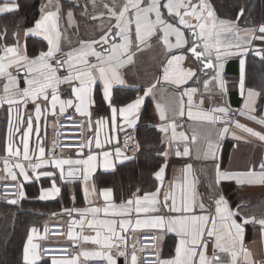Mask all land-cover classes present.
Segmentation results:
<instances>
[{
  "label": "crops",
  "instance_id": "1",
  "mask_svg": "<svg viewBox=\"0 0 264 264\" xmlns=\"http://www.w3.org/2000/svg\"><path fill=\"white\" fill-rule=\"evenodd\" d=\"M63 1L74 4V6L82 5L85 14H81L79 18L75 17L72 10L62 12L60 0H46L40 7V11L45 7H49V10L43 16L39 14L36 23L38 21L43 22L50 35L54 38L57 35L59 36L60 51L57 53L58 56L67 60V54L71 53L73 62L78 64V53L81 50H87V47L84 46L86 45L83 42L84 40L79 39L80 32L77 31V28L79 26H87L84 22H89L90 20L101 21L105 22L102 23V32L105 35L116 22L114 18H111L108 8H113L118 13L125 0ZM192 2L198 3L199 0H192ZM205 2L210 4L209 0H205ZM4 4L12 6L13 11L0 13V17L17 10V4L15 3L0 1V6ZM105 5L108 7L106 8ZM69 12H71V16H69ZM93 12L95 14L90 18L89 13ZM50 13H55V15L45 21L44 17L49 16ZM164 15L169 22L173 21L172 17L167 16V10H164ZM215 17L219 28V21L223 19H220L216 14ZM152 18L154 19V16ZM36 23L30 28L18 30L14 36V43L4 46L3 49L18 45L19 50L22 53L26 51L30 58L38 56L41 51H47L48 42L43 36H32L30 34L27 37L25 36V32L29 29H34ZM64 23L67 24L70 30L66 31V42H68L69 35H73L77 39V45L68 50H63L62 35L58 30ZM230 26L232 31L222 30L220 32L221 50L236 53L224 56L219 61L223 65L219 69V80L222 82L223 88H221L220 83L216 79L217 69L214 68L212 74H200L197 63L187 54L186 49L189 47V38L193 37L189 29H183L184 38L188 43L184 48H174L172 53L168 52L163 42L162 32H157L156 35L150 37L144 44L140 45L139 49L133 43L129 47L128 53L122 57V59L126 60L127 55L131 54L132 59L130 62L124 63L119 69L125 84L114 86L112 105L117 108L124 107L134 102L138 97H143L144 102L140 109L135 116L130 117V119L135 120V123L129 126L117 115L118 126L115 129L112 127L111 108L108 102L104 100L102 85L97 83V85L93 86V102L87 106L86 115L78 113L74 106L65 107L64 112L74 113L78 118L84 119L86 124L84 150L77 153H67L68 157L66 158L52 160L46 158L48 151L55 144V123L53 117L55 114L61 113L59 103L56 104L54 110L51 107V90H49V100L47 102L43 99L38 101L41 108L46 109L41 112L39 121L36 119V105L32 101H28L27 104L11 106V132L9 131V105L0 103V178L12 179V175H15L17 177L16 180L20 184V191L24 192L23 197L19 195L15 199L0 198V229L3 227L4 238L2 243L5 247L13 248V243L15 242L12 239L13 232L15 228L23 225L21 238L16 244V252L8 262L14 260L17 264H25L24 249L26 246L29 247L30 253L35 251L39 255V242L43 237L44 227L49 221L63 222L67 227V234L72 231L76 237L73 241L79 242L81 247L80 253L84 251H99V245L85 242L83 237L94 238L98 230L105 234L104 229L99 226L90 228L87 223L83 227L73 223L81 218L76 211H72L73 209H101L96 214L86 213V221L93 219L117 221L116 230L121 234V240L119 241L123 243V248H120V250L127 255L126 260L125 256H118L116 248H113L111 254L116 258L117 264H131V257L135 253L128 251L127 247L133 245L137 234L146 231H152L158 235L159 260H168L175 257V247L179 238L174 232L146 225L136 227L137 219L143 221L151 220L155 216L167 217L176 215L163 208L165 195L169 197V206L172 203V199L175 198L178 206L185 201L194 203L195 215L216 217L217 229L221 233H223V224L225 222L217 216L215 211V199H218L221 195L227 201L229 210L233 212L239 211L240 215L233 217L238 223H242V217L255 218L256 221L264 219V185H238L235 180H222L218 185L215 183L217 166H219L221 173H242L249 170H254L258 173L261 171L260 164L264 162V141H260L244 132L241 128L235 127V123H239L264 134V126L248 119L246 116L240 115V110L247 112L244 106L247 93L250 90L246 86L248 56L251 52H264L262 50L264 39L259 38L264 36V34L259 32V27L256 29H245L235 22H231ZM130 29L131 38L134 41V23L130 25ZM85 34L91 35L88 32ZM100 38L98 41H100ZM193 38L197 41V37ZM30 40L44 43V50L38 48V45ZM168 40L170 43L175 44L174 35L169 36ZM100 44H103V42ZM236 45H239V47H236ZM103 47L108 48L109 45L104 44ZM3 49L0 54L3 53ZM98 51L101 54H106L103 50ZM173 54H183L186 58L178 64L173 62L172 65H168V60ZM87 59L91 63L97 62L94 56H88ZM211 59L214 64L217 63L214 52ZM241 60H244L243 95L240 89ZM165 67L169 70L170 78L168 80L164 79ZM189 69L194 71L196 75L189 79L187 83L177 86L171 82L181 71ZM10 71L17 75L15 67L10 69ZM67 74V65H65L58 72V75L65 76ZM24 78L25 70L21 69L17 75V82L21 87L25 86ZM206 80L209 81L207 87L204 85ZM4 83L6 81L0 79V98L4 96ZM153 85L155 87H152ZM149 88H152L151 93L148 96H144L145 91ZM189 88L197 89L195 93L191 94V103H189V96L184 94ZM58 95L61 100L72 99L75 103L71 87L67 84L59 86ZM253 100L252 107L255 111L251 115L257 117V119L264 118V105L258 111V96L253 97ZM157 106H159V110ZM220 107L228 110L227 116L223 113L213 112V109ZM161 111H163L165 116L163 120L160 119ZM181 111L183 112L182 115ZM189 111L192 112L194 117L200 113H210L224 122L209 123L204 120L190 119L188 116ZM29 118H31L33 125L28 136L30 160H24L22 138L24 132L28 130ZM99 121H103V123H98ZM147 127L156 129V132L160 135L159 147L161 149L155 156L160 159L161 163L152 175L154 188L152 190H141L142 186L139 183L135 185L129 194L116 195L113 186L108 181L107 175L114 174L118 168L125 164L138 163L139 157L142 155L140 145L144 142L142 130ZM225 127L228 128V132L221 138L220 133ZM17 128L19 131L16 130ZM164 128H167V131H162ZM133 129L137 131L138 150L136 153L127 154L119 146L120 136L124 132ZM140 129L142 130L140 131ZM138 130L139 133L141 132L139 137ZM173 136H175V139H173ZM97 141L101 145L100 148L96 147ZM9 144L12 146L13 153L19 148V157L9 154ZM209 145H211V148H209ZM41 148L44 149V156L38 160ZM186 148L188 154L184 155ZM117 149L120 150L119 155H117ZM104 152L109 153L107 158L104 157ZM165 152H167V156L164 155ZM177 152L180 153L179 156L176 155ZM65 154L63 153V155ZM89 155L96 156V160L88 165L83 163L63 165V179H61V170L55 168L51 163L53 160H87ZM41 160L43 161V166L36 169V173L39 175V179H37V176L33 175L32 170H29L27 166L39 163ZM5 161H7V168ZM17 163L25 167V171L30 176L29 181L23 180L20 170L16 168ZM161 167L165 169L162 182L157 180L155 176V173ZM44 172H51L53 175L45 176L43 175ZM85 175H87L86 180L84 178ZM53 183L59 188V193L49 198L40 199L41 192L50 191ZM158 188L160 189L158 193L160 203L157 205L159 211L137 214L135 212L136 196L143 197L145 193H155ZM108 190L111 191V196L109 199H105L103 193ZM129 199L133 200L131 205L133 211L129 216L105 215L103 209L109 208L110 213L113 210L118 211L121 204L127 206ZM12 200H15L16 203L9 202ZM200 203L205 205L204 210L199 208ZM238 205H240L239 209L237 208ZM122 219L131 221L126 229L123 230L119 227V222ZM208 227H211V221H209ZM0 232H2V229ZM233 235H235L234 232ZM29 236L32 237L31 241H29ZM203 240L207 243L206 256L208 258H212L215 254L225 261V264H232V257L228 253H222L214 249L215 237H207L205 235ZM32 245H35L36 248L33 249ZM199 250L197 248V251ZM235 250L237 253L236 264H264V226L259 223L244 225L242 244L240 240H237ZM245 251L250 254L247 258L245 257ZM80 253L75 254L70 259L78 257V264H83L89 260H98H85ZM194 259L198 261V256ZM56 261L64 260L57 259ZM52 262L53 260H42L39 256L36 264H52Z\"/></svg>",
  "mask_w": 264,
  "mask_h": 264
},
{
  "label": "snow or ice",
  "instance_id": "2",
  "mask_svg": "<svg viewBox=\"0 0 264 264\" xmlns=\"http://www.w3.org/2000/svg\"><path fill=\"white\" fill-rule=\"evenodd\" d=\"M107 8L108 6L105 5ZM164 10H167V16L172 17L173 21L169 22L168 18L164 15ZM13 7L8 4L0 6V13L11 12ZM111 18L115 19V24L109 28L108 32L105 33L100 38V41H92L87 45V50H81L78 53L79 63H74L72 54H68V59L64 60L57 55L60 51L59 36L55 38L49 34L46 25L38 21L34 29H29L25 32L27 37L29 34L32 36H43L48 42V50L41 51L38 56L29 57L25 52L19 50V46L5 47L3 53L0 54V79L5 80L6 83L3 84L4 96L0 98V103H7L9 105V131L12 130L11 121V111L14 105L27 104L28 101H32L35 105L36 119L39 121L42 109L38 101L43 99L44 101L49 100V90H51V107L54 110L56 104H60V112L63 114L65 107H75L76 111L81 115L87 114V106L91 104L92 101V90L93 86L99 83L102 85L104 100L108 102L109 107L112 111V127L115 129L118 126L117 115L121 120L126 122L129 126L135 123V120L130 119L136 115L141 105L144 102L143 97H138L134 102L127 104L124 107H114L112 105L113 99V88L115 85H124L125 80L121 77L119 69L126 62H130L132 59L131 54L127 55L126 60L122 57L128 53V49L133 43L135 47L139 49L141 44H144L150 37L157 34V32L163 33V42L169 53L172 50L184 48L188 41L185 40L183 29L187 28L191 31L193 37H197V41L192 44V46L186 49L187 52L191 53V56L196 59L197 62L203 63L204 68H215L217 82L220 83L221 88H223L222 82H220V71L223 67L219 61L222 57L234 55L236 53L227 52L221 50V40L220 32L222 30L232 31L230 26L231 22L221 20L219 21V28L217 25V20L212 9L211 4L206 3L205 0H199L198 3H193L192 0H125V3L121 7L120 11L117 13L113 8H108ZM241 15H243V10H241ZM55 13H50L49 16L44 17L47 21L50 17L54 16ZM71 16V12H69ZM154 16V19L152 18ZM194 21V22H193ZM211 21V23H209ZM135 24V37L134 41L131 38L130 25ZM115 29V31H113ZM259 32L264 34V25L259 27ZM175 36V44L169 42V36ZM111 37V39H109ZM118 38V40H117ZM255 38V37H254ZM264 39V36L259 37ZM119 41V42H118ZM109 45L105 49L106 54H101L96 51L92 45L96 43H101ZM202 47L203 50H200ZM239 47V45H236ZM215 53V59L217 63H213L211 56ZM264 60V53H257ZM94 56L96 58V63H91L87 57ZM186 58L185 55H171L168 60V65H172L173 62L177 64ZM207 58V59H205ZM54 62V63H53ZM67 65L68 74L65 76L58 75ZM241 65V81L240 89L243 95L244 91V60L240 61ZM16 68L17 75L21 69L25 70L24 87H21L17 82V75H14L10 69ZM196 73L192 70L181 71V73L174 79L172 83L179 86L182 83H187L189 79L193 78ZM169 70L167 67L164 69V79L168 80ZM209 81H204L205 87H207ZM62 84H67L71 87L72 96L75 98V103L72 99L67 101L61 100L58 95L59 86ZM152 87H155L153 85ZM152 91L149 88L145 91L144 96H148ZM197 91L196 88H189L185 91V95L189 96V103H191V94ZM258 95V93L249 90L247 93V98L245 100V109L240 110V115L246 116L248 119L264 126V118L257 119V117L251 115L255 109L252 107L254 103L253 97ZM158 110H159V106ZM213 112L223 113L225 116L228 115V110L220 107L213 109ZM55 114V112H53ZM183 112L181 111V115ZM188 116L190 119L204 120L209 123L224 122L219 117H216L210 113H200L197 116H193L192 112L189 111ZM165 118L163 111L160 112V119ZM22 122V119H21ZM98 123H103L99 121ZM32 120L29 118L28 130L24 132L22 142L24 147V160H30L29 157V145L28 136L32 130ZM236 128H241L244 132L249 135L256 137L260 141H264V134L254 131L251 128L245 127L239 123H235ZM19 131V129H16ZM162 131H167V128L162 129ZM228 132V128L225 127L221 133V138ZM175 139V136H173ZM195 139V137H193ZM96 147L100 148L101 145L99 141L96 143ZM211 148V145H209ZM9 154H14L17 157L20 155L19 148L16 149L15 153L12 152V146H8ZM120 154V150L117 149V155ZM188 154L187 148L184 151V155ZM104 157L107 158L109 153L104 152ZM167 156V152L164 153ZM177 156L180 155L179 152L176 153ZM214 155V153H213ZM44 156V149H40L39 160ZM96 160V156L89 155L87 160H53L52 165L55 168L61 170V179H63V165L68 164H85L88 165L90 162ZM7 168V161H5ZM43 166V161L36 164H29L32 169L33 175H39L36 173V169ZM16 168L20 170V175L23 177L24 181H29L30 176L25 171V167L22 164L17 163ZM260 172L254 170H249L242 173H221L219 166H217V172L215 177V183L218 185L222 180H235L238 185H264V162L260 164ZM164 167H161L158 172L155 173L156 179L163 181ZM45 176H52L51 172H44ZM71 175V173H69ZM85 180L87 175H85ZM12 179L16 180L17 177L12 175ZM59 188L53 183L52 189L50 191H42L40 199L49 198L54 194L59 193ZM160 189L158 188L155 193H145L143 197L136 196L135 198V212L149 213L157 212L159 208L158 193ZM20 197L24 196V192L20 191ZM105 199H109L111 196V191H105L103 193ZM87 196V192H86ZM168 195H165L163 208H165L170 213H175L174 216H155L151 220H136V227L141 225L150 226L152 228L166 229L168 232H174L179 238L178 243L175 247V257L168 260H159L158 264H225V261L221 260L218 255H213L212 258L206 256L207 243L203 240L205 235L207 237H215L214 249L219 250L222 253H228L232 257V264H236V241L240 240L242 244L244 225L249 223H259L264 226V219L256 221L255 218L242 217V223H238L233 217L240 215L239 211L233 212L229 210L227 201L221 195L218 199H215L216 204V214L222 221L223 233L218 231L216 225V217H210L208 215H195V205L194 203H189L187 201L183 202L181 205H177L175 198L172 199V203L168 204ZM10 203H16L15 200L9 201ZM133 200L129 199L127 201V206L124 204L120 205L118 211L113 210L109 212V208L103 209L105 215L112 216H129L133 209L131 205ZM149 205V206H146ZM114 207V206H110ZM240 205L237 206L239 209ZM199 208L204 210L205 205L203 203L199 204ZM81 217L80 220L74 221L73 223L79 224L81 227L87 223L88 227L96 228L97 226L104 229V233L101 231H96V236L94 238L83 237L85 242H91L92 244L99 245L100 250L95 252H81L80 255L87 259H98L106 261L107 264H117L116 258L111 254L112 249L116 248L118 256H125L127 260V255L124 251L120 250L119 245L116 241L121 240V234L116 230L117 221L115 220H96L91 221L85 220V215L88 212L96 214L101 211L99 208L90 209H73ZM211 221V227H208V223ZM131 221L120 220V229H126L127 225ZM35 231V229H33ZM233 232L235 235H233ZM68 238L70 240H75L76 237L69 231ZM32 237L29 236V241ZM35 249L36 246L32 245ZM197 248L200 250L197 251ZM250 254L245 251V257L247 258ZM198 256V261L194 258ZM39 259L37 252L32 251L28 246L24 249V260L25 264H36ZM52 264H78V257H74L69 260L56 261L53 260ZM131 264H137V257L132 255Z\"/></svg>",
  "mask_w": 264,
  "mask_h": 264
},
{
  "label": "trees",
  "instance_id": "3",
  "mask_svg": "<svg viewBox=\"0 0 264 264\" xmlns=\"http://www.w3.org/2000/svg\"><path fill=\"white\" fill-rule=\"evenodd\" d=\"M17 4V10L13 13L0 17V51L4 46L14 43L15 33L20 29H27L36 23L40 7L46 0H0ZM215 14L223 20L235 22L245 29H256L264 25V0H209ZM62 12L72 10L75 17L85 14L82 5L74 4L60 0ZM243 10V15H241ZM38 45V48L44 50V43L41 41L30 40ZM43 47V48H42ZM264 51V46L262 47ZM264 53V52H263ZM246 86L248 89L258 93L257 110L264 105V60L255 52L248 56L246 69ZM142 129H140L141 131ZM144 142L140 145L141 156L137 164L128 163L118 168L114 174L107 175L109 183L113 186L116 195H127L141 183V190H152L154 183L152 175L159 167L161 161L155 154L160 151V135L154 128H144ZM141 133V132H140ZM138 130V137H139ZM155 149V151H154ZM154 151V152H153ZM23 225L15 228L12 239L13 248H7L2 243L4 238L3 227L0 232V264H17L11 257L16 252V244L21 238ZM0 229V230H1ZM12 242V240H11ZM11 244V243H10ZM9 244V245H10ZM8 246V245H7ZM9 258V259H8ZM16 261V260H15Z\"/></svg>",
  "mask_w": 264,
  "mask_h": 264
},
{
  "label": "built area",
  "instance_id": "4",
  "mask_svg": "<svg viewBox=\"0 0 264 264\" xmlns=\"http://www.w3.org/2000/svg\"><path fill=\"white\" fill-rule=\"evenodd\" d=\"M55 144L48 151V160L68 157L67 153H77L85 148V120L72 112L55 114ZM119 146L125 153L137 152L136 129L124 132L120 136ZM63 153H66L63 155ZM29 170H32L29 165ZM20 184L17 180L0 178V198L14 199L19 196ZM123 248L121 241L116 242ZM128 251L135 253L137 264H158V235L152 231L141 232L134 238ZM79 242L68 238L67 227L60 221H49L44 227L43 237L39 242V256L42 260H66L80 253ZM83 264H107L102 260H89Z\"/></svg>",
  "mask_w": 264,
  "mask_h": 264
},
{
  "label": "rangeland",
  "instance_id": "5",
  "mask_svg": "<svg viewBox=\"0 0 264 264\" xmlns=\"http://www.w3.org/2000/svg\"><path fill=\"white\" fill-rule=\"evenodd\" d=\"M48 10H49V7H45L43 9H41L40 16L45 15V12L48 11ZM89 14H90L89 17L91 18L92 15L94 16L95 12L89 13ZM84 23H86L87 26H79L77 28V31L80 32V38L79 39L80 40L81 39L84 40L83 42L86 43V45H84V46L87 47V45L89 43H91L92 41H98V39L101 37V35H103L102 23H105V22H101V21L97 22V21H91L90 20L89 22H84ZM58 30L60 31V33L62 35V48H63V50L71 49V48H73V47H75L77 45V39H75L73 35H69L68 36V38H69L68 42H66V31L69 30V27L67 26L66 23H64V25H61L58 28ZM86 32H88V34H91V35L85 34ZM99 44L100 43L93 44L92 47L96 51L101 50V49L98 48Z\"/></svg>",
  "mask_w": 264,
  "mask_h": 264
},
{
  "label": "water",
  "instance_id": "6",
  "mask_svg": "<svg viewBox=\"0 0 264 264\" xmlns=\"http://www.w3.org/2000/svg\"><path fill=\"white\" fill-rule=\"evenodd\" d=\"M109 39H111V37H109ZM194 42H196V39L193 38V37H190V38H189V47L192 46V44H193ZM103 46H104L103 44H100L98 48L101 49V50H103V51L105 52V49H107V47H103ZM200 50H202V48H201ZM187 54H188L189 56H191V53H190V52H187ZM191 57H192V56H191ZM192 58H193L194 61L197 63V65H198V69H199V73H200V74H212V73L214 72V68H204L203 63H199V62H197L196 59H195L194 57H192ZM205 59H207V58H205ZM61 70H62V69H61Z\"/></svg>",
  "mask_w": 264,
  "mask_h": 264
}]
</instances>
